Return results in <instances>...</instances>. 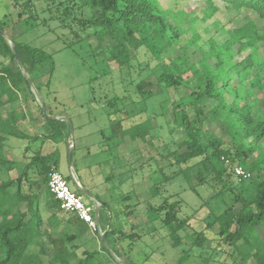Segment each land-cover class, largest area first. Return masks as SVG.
<instances>
[{
  "label": "trees",
  "instance_id": "16d2710c",
  "mask_svg": "<svg viewBox=\"0 0 264 264\" xmlns=\"http://www.w3.org/2000/svg\"><path fill=\"white\" fill-rule=\"evenodd\" d=\"M13 1L21 8L20 15L34 9L33 0H23L24 4L21 0ZM66 1L70 3L74 0ZM76 1L78 9L88 8L92 15L79 21V31L74 30L75 25L68 26L76 42L84 38L80 31L92 29L85 38L89 40L93 37L99 42L93 49L96 58L126 70L132 68L137 51L146 47L152 52L157 61L152 69L156 80H141L136 84L141 101L158 95L170 98L171 90L179 94V99L172 102V109L169 110L172 119L167 125L172 132L182 134L177 144L184 151H171L168 158L176 164H189L196 160L184 170L188 179L190 170L194 169L200 183L218 181L222 186L221 192H224L232 189L235 165L251 173L249 180L239 181L241 188L234 193V204L218 215L214 222L218 224V244L228 246L237 255L236 260L240 258L242 264H249L250 260H254L255 264H264V239L258 231L264 227V100L260 101L254 94L257 89L264 91V28L260 29L254 21H249L228 29L229 37L223 43L210 38L205 42L208 51H204L197 62L188 55L191 47L203 50L199 44L202 37L194 29V20L190 21L188 29L184 28L180 13L164 8L160 0ZM205 1L207 18L219 10L215 6L218 2L237 11H248L264 23V0ZM65 13L70 12L66 10ZM0 28L6 32L1 19ZM189 30L193 32L191 38L181 45L183 36ZM9 39L22 62L21 68L9 41L0 34V58L8 59V63L0 68V169L10 170L11 162L5 155L6 140L10 137L30 138L21 127L25 116L18 117L16 114V104L24 88L32 93L39 106L45 120L46 138L69 139L70 127L65 121L44 116L24 75H29L42 97L43 88L50 89L54 72L53 55L15 38ZM74 44L72 42L66 47L73 48ZM181 53L183 57L173 58ZM246 53L245 57L238 59ZM14 63L17 64L16 70ZM46 71L48 80L42 82L40 78ZM153 85L160 89V93L148 90ZM113 105L109 102L110 107ZM47 112L53 116L48 109ZM115 113L127 114V111L118 109ZM218 121L234 143L233 148H224V139L206 128L207 122ZM121 126L119 122L112 125L116 137L130 136L133 140L140 138L143 141L148 136L152 137L154 129L151 119L128 129ZM40 151L18 178L0 182V264H45L43 257L50 252L49 264H121L113 256L122 257L113 240L114 231L109 230L104 234V242H100V250L86 251L84 257L78 256L77 241L91 231L75 214L62 210L60 201L48 189L49 173L58 169V151L51 155H42ZM31 166L35 168V178L29 175ZM75 186L77 193L83 196ZM158 195V187L153 186L151 196L155 198ZM102 206L99 223L106 228L111 217L109 220L105 210L107 204L103 202ZM178 206V201L169 204L162 220L170 231L175 248L183 244L181 232L188 226L176 215ZM147 214L151 223L158 220V209L155 207L150 205ZM134 236L139 238L136 233L126 235L131 240L135 239ZM187 237L191 241V249L201 248L207 242L203 232ZM191 249L186 251L178 264H186ZM104 257L110 263L105 262ZM73 258L77 259L76 263L72 262ZM124 262L133 264L132 261Z\"/></svg>",
  "mask_w": 264,
  "mask_h": 264
},
{
  "label": "rangeland",
  "instance_id": "374dc122",
  "mask_svg": "<svg viewBox=\"0 0 264 264\" xmlns=\"http://www.w3.org/2000/svg\"><path fill=\"white\" fill-rule=\"evenodd\" d=\"M20 2L24 4L23 0ZM33 2L34 9L20 15L22 10L15 6L13 0H0V19L6 27L8 38H15L53 55L51 85L49 90L43 88L42 99L52 117L60 115L71 120L73 134L70 132L69 139L62 141L46 138L45 128L41 130L33 122H22L21 126L30 138H9L12 141L8 144L7 158L12 161V169H0V182L18 178L26 169L25 164L31 162L38 150H41L42 155H51L57 150V171L68 179L71 189L77 192L76 179L92 197L98 196L107 204L105 210L110 212L107 215L111 220L106 228H102L104 234L105 230L114 231L113 240L122 256L118 258L120 261H132L133 264H178L192 246L187 235L203 232L207 242L201 248L191 249L186 264H242L240 258L236 260L237 255L228 246L218 244V224L214 222L218 215L234 204V193L241 188L240 180L234 175L232 189L221 192L222 186L218 181L200 183L194 169L190 170V179L187 178L184 170L188 165L195 164L196 160L189 164H176L168 158L171 151H184L177 144L182 134L172 132L167 125L172 119L169 113L172 102L179 99V94L171 90L170 98L158 95L148 101H141V96L136 92V84L141 80H156L152 69L157 61L152 52L146 47L137 51L132 68L121 70L94 56L93 49L99 42L93 37L89 40L85 38L92 31L91 28L80 31L84 37L82 40L76 42L73 37L68 25H75L74 30L79 31V21L92 15L90 9H78L76 0L70 3L66 0ZM160 2L164 8L180 13L184 28L188 29L190 21L194 20V29L202 37L199 44L203 50L190 48L188 55L193 61L198 62L203 52L208 51L205 42L210 38L218 43L227 40L228 29L249 21H254L260 29L264 28V23L256 15L245 10L237 11L222 3H215L219 10L207 18L205 0ZM66 10L70 13H65ZM192 33L189 30L183 36L181 45L188 42ZM72 42H75L73 48L66 47ZM183 55L177 54L173 58ZM6 63L7 58H0V68ZM13 68L16 70L17 64L14 63ZM48 76L46 71L40 81L46 82ZM148 90L160 93L156 85L150 86ZM31 91L34 94L38 92L36 87H31ZM254 94L260 101L264 100V91L257 89ZM19 98L16 104L18 117L34 115L36 120L45 123L28 89L24 88ZM109 102L114 105L110 107ZM118 109L127 111V114L115 113ZM149 119L154 129L152 137L148 136L145 141L123 135L116 137L113 133L112 125L118 122L121 128L128 129ZM206 128L224 139V148L234 147L221 122H207ZM116 130L121 131L120 128ZM68 146H73L71 154ZM33 169L31 166L30 176L35 178ZM153 186L159 189V195L155 198L151 196ZM83 200L89 204L94 203L93 198L85 194ZM177 201L179 206L176 215L187 222L188 226L181 232L183 244L175 248L170 231L162 220L169 204ZM150 205L158 209V220L155 223L149 221L147 214ZM258 231L264 239V227ZM135 233L139 238L134 236L135 239L131 240L126 237ZM100 242L101 237L90 232L77 241L78 256L84 257L86 251L100 250ZM51 257V252L43 257L44 263L49 264ZM103 260L110 263L105 257ZM72 262L76 263L77 259L73 258ZM249 264H255V261L250 260Z\"/></svg>",
  "mask_w": 264,
  "mask_h": 264
},
{
  "label": "built area",
  "instance_id": "2783aa9c",
  "mask_svg": "<svg viewBox=\"0 0 264 264\" xmlns=\"http://www.w3.org/2000/svg\"><path fill=\"white\" fill-rule=\"evenodd\" d=\"M226 162L229 163L228 160ZM233 169L235 176L240 181L249 180L252 177L251 173L247 172L241 166L236 165ZM77 184L80 185L78 181ZM48 189L60 201L62 210L75 214L81 221L87 224L92 233H96L100 237L104 236V230L99 220H97L95 213L96 205L101 206L98 201L96 204L86 203L83 200V196L73 191L65 176L57 170H51L49 173Z\"/></svg>",
  "mask_w": 264,
  "mask_h": 264
},
{
  "label": "water",
  "instance_id": "95a60500",
  "mask_svg": "<svg viewBox=\"0 0 264 264\" xmlns=\"http://www.w3.org/2000/svg\"><path fill=\"white\" fill-rule=\"evenodd\" d=\"M0 34H1L4 38H6V39L9 41V43H10V45H11V48H12V51H13V53H14L16 59H17V62H18V64H19V66L22 68V62H21V59H20V57H19V55H18V53H17V51H16V47H15V45L12 43V41H10V39H9L8 36H7V34H6L1 28H0ZM24 75H25L26 79L28 80L30 86H31L32 88H35V85H34L33 81L31 80V78L29 77V75L26 74V73H24ZM35 95H36V99H37L39 105H40L41 108H42V111H43L44 116H45L46 118H55V117H52V116H50V115L48 114V112H47V108H46V105H45V103H44L42 97L40 96L39 92L35 91ZM55 119H60V120H62V121L67 122V123L69 124V127H70V132H71V134H73V124H72V122H71L70 119H68V118H64V117H61V118H55ZM68 145H69V142H68ZM72 147H73V146H72ZM72 147L68 146V148H69V154H71V148H72ZM74 181H75L77 187L82 191L83 194L88 195L89 197L93 198V197L88 193V191H87L86 189H84L82 186H80V185L77 184V180H76V179H74ZM93 200H94V204H96L97 201H96L95 199H93ZM100 209H101V206L96 205L95 213H96V216H97V220H99ZM101 241L104 242V236H101ZM113 256H114V257L116 258V260H117L118 262H120L121 264H130V263H126V262H122V261H120V260L115 256V254H113Z\"/></svg>",
  "mask_w": 264,
  "mask_h": 264
},
{
  "label": "crops",
  "instance_id": "0c3cea01",
  "mask_svg": "<svg viewBox=\"0 0 264 264\" xmlns=\"http://www.w3.org/2000/svg\"><path fill=\"white\" fill-rule=\"evenodd\" d=\"M57 118H61V116L60 115H57L56 116ZM35 118H37L36 116H34V115H31V116H27V117H25V121L23 120L22 122L24 123V122H27L28 124H30V123H34V124H36V126H37V128H39V129H44V125H45V123L43 122V121H41V120H39V119H35ZM22 122H21V124H22ZM22 127V126H21ZM31 128H33V126H31ZM10 138H12V137H10ZM12 140H10L9 138L6 140V143H5V155H6V157H8L9 156V153H8V144L11 142ZM26 156V155H25ZM10 162H11V166H12V161L10 160ZM27 165L28 164H25V166L27 167ZM12 168H10V170H11ZM20 173H21V171H20ZM30 173H31V171H29V175H30ZM31 177V176H30ZM15 179V178H14ZM78 181V180H77ZM78 183L84 188V186L82 185V183L80 182V181H78ZM97 198H98V196H96V197H93V199H95L96 201H98L100 204H101V209L103 208V206H102V204H103V202L104 201H102L101 199H99V200H97ZM101 209H100V212H101ZM110 212L109 211H107V214H109ZM99 215H100V213H99ZM110 216V215H109ZM107 227V226H106ZM86 236H88V234L86 235ZM85 236V237H86Z\"/></svg>",
  "mask_w": 264,
  "mask_h": 264
}]
</instances>
